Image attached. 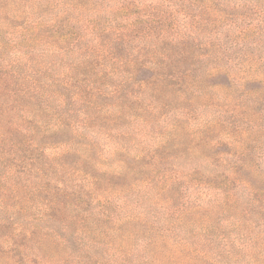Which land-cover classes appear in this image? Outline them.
<instances>
[{
	"label": "trees",
	"instance_id": "trees-1",
	"mask_svg": "<svg viewBox=\"0 0 264 264\" xmlns=\"http://www.w3.org/2000/svg\"><path fill=\"white\" fill-rule=\"evenodd\" d=\"M226 33L232 40L223 42ZM249 48L261 56L252 67ZM221 52L237 57L224 55V68L210 64L222 61ZM263 61L264 0H0V232L11 228L0 241L8 262L45 261L36 252L40 246H66L73 235L83 240L103 219L121 264L177 253L178 264H211L202 244L172 247L175 229L187 224L181 217L175 225L172 214L163 223L170 228L154 240L161 220L128 217L124 226L145 229L153 250L151 260L133 259L131 250L120 247L128 234L115 218L133 206L117 204L120 190L104 179V167L121 154L133 162L126 167L133 179L129 190L141 183L157 187L167 176L159 159L165 140L157 139L150 153L140 141L161 97L190 92L191 100L206 78L224 73L238 84L259 83L246 93L256 91L264 101ZM254 114L264 120L263 111ZM127 160L116 162L130 165ZM141 164L148 173L137 178ZM259 203L264 211V201ZM18 238L24 243L18 245Z\"/></svg>",
	"mask_w": 264,
	"mask_h": 264
},
{
	"label": "rangeland",
	"instance_id": "rangeland-1",
	"mask_svg": "<svg viewBox=\"0 0 264 264\" xmlns=\"http://www.w3.org/2000/svg\"><path fill=\"white\" fill-rule=\"evenodd\" d=\"M226 40L232 39L226 36L223 42ZM249 49L254 54L249 57L252 67L261 56L257 49ZM234 52L236 55L242 53ZM235 54L225 52L221 55V62L214 60L210 64L224 68L227 65L224 55L236 58ZM250 78L255 79V73ZM205 84L192 91L191 100H188L192 95L190 92L184 97L178 93H172L165 99L161 97L155 120L144 126L145 135L140 141L142 150L153 152L157 149V139L165 140L164 144L161 143L159 159L167 176L157 182V187L148 188L141 183L137 190H129L127 186L133 179L126 175V167H133V162L121 154L112 155L108 166L104 167V179L111 180L113 188L120 190L121 201L117 204L124 202L133 206L115 213L118 224L124 227L123 233L128 234L120 247L131 250L133 259L151 260L150 235L145 229L135 228L133 224L125 227L124 224L130 215L152 222L161 220L158 234L155 229L152 231L154 240L163 235L164 228H170L163 223H168V214H172L175 225L180 224L181 217L187 221L182 228L175 229L178 236L170 238L172 247L202 244V251L208 253L211 264H264V211L258 207L260 200L264 201V120L259 122L254 114L264 112V101L257 98L256 91L246 93L258 89L259 83L249 80L238 84L221 73L206 78ZM259 97L264 99V94ZM247 107L250 112L243 114ZM185 112L192 116L186 117ZM54 153L50 150L48 155ZM117 159H128L130 165H118ZM142 165L144 168H140L137 178L148 173V168ZM194 167L201 170L188 171ZM102 171L94 169L91 172L102 174ZM179 174L181 178L177 176ZM174 176L176 180L171 183ZM169 185V191H165ZM146 194H149L148 200L142 196ZM113 203L111 207L114 208ZM105 226V220L101 219L88 233L90 236L83 240L74 235L66 237V246L46 242L36 250L45 261L34 258L35 264H121L122 258L115 256V251H111L108 245L113 236L106 234ZM8 230L1 231L0 235L5 238ZM204 233L207 236H203ZM16 242L21 245L24 240L18 238ZM83 242L86 246L82 245ZM6 250L2 239L0 264H11ZM157 258L155 262L146 264H178L181 260L178 253L161 254Z\"/></svg>",
	"mask_w": 264,
	"mask_h": 264
}]
</instances>
